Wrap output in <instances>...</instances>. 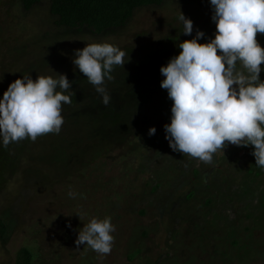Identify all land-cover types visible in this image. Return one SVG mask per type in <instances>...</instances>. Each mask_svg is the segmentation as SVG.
Wrapping results in <instances>:
<instances>
[{
	"label": "rangeland",
	"instance_id": "rangeland-1",
	"mask_svg": "<svg viewBox=\"0 0 264 264\" xmlns=\"http://www.w3.org/2000/svg\"><path fill=\"white\" fill-rule=\"evenodd\" d=\"M49 6L41 0L27 10L22 0H0V99L28 74H66L75 92L63 105L59 134L0 145V217L11 228L0 240V264H15L23 247L39 253L38 264H227L221 244L226 250L229 242L221 237L232 230L238 238L250 234V250H264V168L253 149L228 145L205 163L173 151L166 139L173 101L160 69L197 30L205 33L200 43L215 38L210 0H166L101 35L59 26ZM181 11L194 22L191 36L182 33ZM257 39L264 47V34ZM102 42L126 52L124 66L105 81L108 106L73 63L77 49ZM125 114H133V127ZM59 136L65 140L57 146ZM55 149L66 163H57ZM41 156L45 162L29 174ZM105 217L116 227L112 252L77 247L84 225ZM232 260L240 264L239 253ZM248 261L264 264V257Z\"/></svg>",
	"mask_w": 264,
	"mask_h": 264
},
{
	"label": "clouds",
	"instance_id": "clouds-1",
	"mask_svg": "<svg viewBox=\"0 0 264 264\" xmlns=\"http://www.w3.org/2000/svg\"><path fill=\"white\" fill-rule=\"evenodd\" d=\"M210 5L215 38L200 43L205 33L197 30L192 39L178 43L179 55L160 69L161 87L173 101L166 139L173 151L205 163L228 145L253 146L256 166L264 168V47L257 39L264 34V0H210ZM179 20L182 33L191 36L194 22L182 11ZM125 57L124 50L108 42L87 43L75 52L74 65L105 106L112 99L105 81L113 80L114 66L123 67ZM71 89L67 75L59 73L36 79L28 74L12 82L0 99V145L59 134L65 123L63 105L71 104L75 94ZM156 131L152 127L148 134ZM115 231L111 217L93 218L75 244L106 256Z\"/></svg>",
	"mask_w": 264,
	"mask_h": 264
},
{
	"label": "trees",
	"instance_id": "trees-1",
	"mask_svg": "<svg viewBox=\"0 0 264 264\" xmlns=\"http://www.w3.org/2000/svg\"><path fill=\"white\" fill-rule=\"evenodd\" d=\"M22 1L27 10L31 9L34 5L41 2V0ZM165 1L166 0H50L49 9L51 14L57 18V24L59 26L65 29L75 30L77 32L89 31L92 34L101 35L107 31H112L124 27L133 17L136 10L150 6H160ZM125 116L127 118V123L129 121L132 123L133 114H131L130 117L129 114H125ZM130 122L129 126L131 128L133 127V125ZM95 135H97V133H95L94 136ZM59 137L56 140H52L56 142L55 145H57L61 141L64 142L65 139ZM51 144L53 147L54 143ZM243 148L254 150L253 146ZM55 150L57 151V157L55 158L57 163H66L68 159L67 156L63 157L64 153L62 152V150ZM67 152L68 147L65 148V154H68ZM43 155L45 157L48 156L46 153H43ZM36 159H34L36 162V166L34 169L29 170V174H33L38 171L40 167H36L42 166L45 162V158L43 156H41V158H38L37 160ZM196 174L198 175L197 172ZM243 191L248 193L250 196V187H247V190ZM193 194L194 193H190L189 198H191ZM250 198L252 197L250 196ZM208 203H210V200L208 201ZM10 229L11 228L5 218L3 216L0 217V240H4L8 236ZM252 239L253 238L250 237V234L248 235L247 240L238 238L234 230L229 231V234H227L226 237H221V240L229 242L226 244V250H224L223 248L224 243L221 244V261L227 264H233V261L234 263H236V261L232 259H235L237 253H239L241 259L240 264H249V257L251 259L253 257H258L259 255L264 257V250H250V248H253ZM223 241H221V243ZM239 242L244 243V246L240 249L238 246ZM140 251L141 250L139 249L137 252L140 253ZM38 258L39 253L34 248L23 247L17 253L15 264H38ZM131 258L133 259L132 256Z\"/></svg>",
	"mask_w": 264,
	"mask_h": 264
}]
</instances>
